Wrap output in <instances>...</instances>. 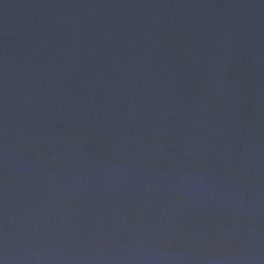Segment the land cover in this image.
<instances>
[{
  "label": "water",
  "instance_id": "95a60500",
  "mask_svg": "<svg viewBox=\"0 0 264 264\" xmlns=\"http://www.w3.org/2000/svg\"><path fill=\"white\" fill-rule=\"evenodd\" d=\"M0 264H264V0H0Z\"/></svg>",
  "mask_w": 264,
  "mask_h": 264
}]
</instances>
